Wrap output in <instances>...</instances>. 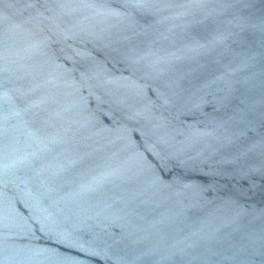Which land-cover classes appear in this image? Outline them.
Instances as JSON below:
<instances>
[{"label": "water", "instance_id": "water-1", "mask_svg": "<svg viewBox=\"0 0 264 264\" xmlns=\"http://www.w3.org/2000/svg\"><path fill=\"white\" fill-rule=\"evenodd\" d=\"M0 264H264V0H0Z\"/></svg>", "mask_w": 264, "mask_h": 264}]
</instances>
